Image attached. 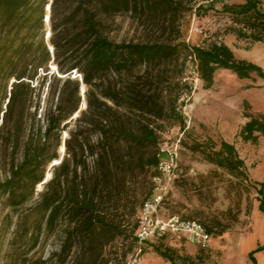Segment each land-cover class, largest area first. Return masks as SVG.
<instances>
[{"label":"trees","instance_id":"obj_1","mask_svg":"<svg viewBox=\"0 0 264 264\" xmlns=\"http://www.w3.org/2000/svg\"><path fill=\"white\" fill-rule=\"evenodd\" d=\"M63 1L72 8L60 13L59 0L51 4L52 11H59L60 15L58 20L52 19V44L60 71L77 69L82 74L88 93V122L99 138L89 145L93 170L84 181L78 180L82 176L78 168L87 170L82 158L87 143L79 139L81 127L69 130L66 148L71 159L64 157L58 172L47 181L38 205L43 214L37 228L52 231L63 222L60 251L54 253L61 263L72 257L71 264H109L105 250L118 237L132 235L137 243L138 211L149 196L137 207L129 199L128 185L147 168L158 173L160 135L155 121L182 117L178 101L189 86L179 77L187 59L194 60L205 88L212 85L214 72L219 68L230 69L239 78L254 73L264 79V72L259 65L236 58L221 41L202 46L181 40L179 18L194 7L195 0ZM47 4L48 0H0V82L5 81L7 87L15 79L7 97V116L18 104L23 107L20 117L25 115L24 107L30 98L27 79L34 78L30 71L34 68L37 74L51 60L43 32ZM206 8L199 4L196 12L203 14ZM132 11L145 14L148 24H160L167 38L118 42L103 32L101 14ZM221 11L232 21L228 32L240 39L264 43V10L260 0L223 4ZM117 75L122 78V87L113 81L112 77ZM68 84H74V89L66 91L63 87L58 95L54 94L44 113V125L37 135L27 138L23 158L13 165L9 179L0 181V197L7 195L13 206L28 199L44 180L46 166L59 157L63 132L81 101L79 81L67 78L64 86ZM258 134L264 135V114L250 117L239 131L243 141L252 143ZM209 142L205 149H200L196 142L193 149L200 150L204 160L231 174H244L243 160L233 144L221 140L215 148V143ZM260 207L264 210V205ZM197 221L211 236L210 227ZM157 251L172 264H178L167 251Z\"/></svg>","mask_w":264,"mask_h":264},{"label":"rangeland","instance_id":"obj_2","mask_svg":"<svg viewBox=\"0 0 264 264\" xmlns=\"http://www.w3.org/2000/svg\"><path fill=\"white\" fill-rule=\"evenodd\" d=\"M53 1L48 0L46 5L43 29L51 60L47 67L38 69L37 74L34 68L31 69L30 74L34 78L27 79L30 98L22 118L23 107L20 104L10 115H5L7 97L15 79L12 78L7 87L5 81L0 82V181L9 179L13 165L23 158L27 138L37 135L44 125V113L54 94L58 95L63 87L66 91L74 89V84L64 86L67 78L79 81L80 108L63 132L57 151L59 157L46 166L44 180L37 184L28 199L13 206L7 195L0 197V264H71L72 257L61 263L54 254L60 251L63 222L60 221L52 231L45 228L39 231L37 228L43 214L38 205L47 181L58 172L57 167L64 157L71 159L66 148L69 130L81 127L79 139L87 143L82 157L87 170L78 168V174L82 175L78 180L84 181L93 170L89 145L94 144L99 136L88 122L87 86L79 70L60 71L52 44L53 17L58 20L59 11L62 13L72 7L59 0L60 10L54 12L51 8ZM201 1L200 5L207 7L205 13L196 12L199 4L195 0L194 7L180 16L181 40L189 45L202 46L221 41L232 49L236 58L251 61L264 72V43L240 39L228 32L232 21L221 11L223 4L244 0ZM260 1L264 10V0ZM101 19L103 32L118 42H152L165 40L168 36L160 24L145 22V14L140 12L101 14ZM112 78L118 87H122L120 76ZM179 78L189 86L182 91L178 101L182 117H166L156 120L155 125L160 135V147L166 144L171 147L180 139V175L171 181L162 177V185L157 190L155 169L147 168L129 183V199L138 207L147 196L160 192L164 197L160 216L178 215L199 220L210 227L212 235L205 247L192 242L183 233L153 237L141 245L138 264H172L157 249L173 255L178 264H264V210L260 207L264 205V184L261 186L264 182V135L258 134L255 143L243 141L239 136L241 127L250 117L264 114V79L254 73L247 78H239L230 69L219 68L214 72L212 85L205 88L193 59H187ZM80 118L83 120L79 121ZM221 140L234 145L243 160L244 174H231L204 160L200 150L193 149L196 142L200 143V149H205L210 146L209 141L214 142L217 148ZM53 149L51 146L50 151ZM70 168L73 170V166ZM73 174L71 172L70 176ZM222 227L224 230L218 234ZM138 248L132 235L120 236L106 248L105 257L109 263L126 264Z\"/></svg>","mask_w":264,"mask_h":264},{"label":"built area","instance_id":"obj_3","mask_svg":"<svg viewBox=\"0 0 264 264\" xmlns=\"http://www.w3.org/2000/svg\"><path fill=\"white\" fill-rule=\"evenodd\" d=\"M197 2L200 4L202 1L197 0ZM179 143L180 139L171 147L166 144L165 147H160L159 149V161L157 164L158 173L154 177V181L156 182L155 189L157 190H160L162 185V177H166L171 181L173 178L180 175ZM163 198L162 193L157 192L143 201L137 215L138 232L136 238L139 248L130 256L126 264H138L139 255L142 251L141 245L151 240L153 237L164 236L171 233H183L192 242L202 247L208 245L210 235L207 233L204 226L197 220L182 218L178 215H172L167 218L160 216L159 210Z\"/></svg>","mask_w":264,"mask_h":264}]
</instances>
